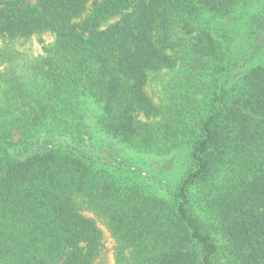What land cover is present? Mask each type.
Here are the masks:
<instances>
[{"label": "trees", "instance_id": "1", "mask_svg": "<svg viewBox=\"0 0 264 264\" xmlns=\"http://www.w3.org/2000/svg\"><path fill=\"white\" fill-rule=\"evenodd\" d=\"M0 264H264V0H0Z\"/></svg>", "mask_w": 264, "mask_h": 264}, {"label": "rangeland", "instance_id": "2", "mask_svg": "<svg viewBox=\"0 0 264 264\" xmlns=\"http://www.w3.org/2000/svg\"><path fill=\"white\" fill-rule=\"evenodd\" d=\"M107 257L109 258V256L107 255Z\"/></svg>", "mask_w": 264, "mask_h": 264}]
</instances>
